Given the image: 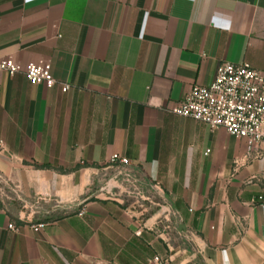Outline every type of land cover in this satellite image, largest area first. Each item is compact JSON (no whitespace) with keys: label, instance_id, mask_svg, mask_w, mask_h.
<instances>
[{"label":"crops","instance_id":"0c3cea01","mask_svg":"<svg viewBox=\"0 0 264 264\" xmlns=\"http://www.w3.org/2000/svg\"><path fill=\"white\" fill-rule=\"evenodd\" d=\"M0 59V264H264V145L175 111L264 72V0H0Z\"/></svg>","mask_w":264,"mask_h":264},{"label":"built area","instance_id":"2783aa9c","mask_svg":"<svg viewBox=\"0 0 264 264\" xmlns=\"http://www.w3.org/2000/svg\"><path fill=\"white\" fill-rule=\"evenodd\" d=\"M18 70L15 61L0 59V72L15 74ZM26 74L32 84H45L48 87L59 84L64 92L70 89L69 84L59 82L52 71L41 64H28ZM175 111L213 129L224 128L230 135L245 139L248 153L251 154L256 147L264 145V72L247 62L224 61L214 81L210 85L194 86ZM110 162L112 165L130 163L127 157L120 154H114ZM109 183L107 188L110 187ZM44 226L42 223L35 224L33 229L40 231ZM9 227L16 229L12 223ZM154 260L158 264H170L159 256Z\"/></svg>","mask_w":264,"mask_h":264},{"label":"rangeland","instance_id":"374dc122","mask_svg":"<svg viewBox=\"0 0 264 264\" xmlns=\"http://www.w3.org/2000/svg\"><path fill=\"white\" fill-rule=\"evenodd\" d=\"M123 195H125L126 200H128L127 194L125 193ZM54 204L55 203L53 201H49V202L41 201L39 204H35L38 207L37 209L36 208H31L30 209L28 207H25V203L22 202L20 204H15L14 207H15V210H17V212H18V214L16 215L17 217H23V218L27 217V219L31 220V221H36V220L45 221V220H49V219L61 216L63 214V211L62 210H58V211L50 213V214H43V213L39 214V213H35L34 210L44 211V210L53 208Z\"/></svg>","mask_w":264,"mask_h":264}]
</instances>
